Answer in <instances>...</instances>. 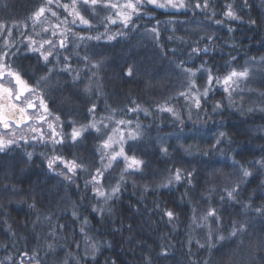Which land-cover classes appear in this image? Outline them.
<instances>
[{
  "label": "trees",
  "instance_id": "16d2710c",
  "mask_svg": "<svg viewBox=\"0 0 264 264\" xmlns=\"http://www.w3.org/2000/svg\"><path fill=\"white\" fill-rule=\"evenodd\" d=\"M60 2L71 5L72 0ZM105 2L109 0H98L95 10L88 6L86 13L83 0H77V10L92 23L88 28L79 21L70 23L73 17L55 0L47 7L58 17L46 11L38 21L33 14L46 0H0L4 25L0 51L9 52L6 62L35 87V102L43 97L53 114L51 122L58 131L62 123L65 136V143L55 146L56 153L52 144L39 139L21 140L0 151V264H264V215L256 211L264 209V167L256 163L264 161V97L260 96L264 92V0H209L207 10L194 9L196 0H185L187 8L178 11L145 5L141 15L133 14L129 28L118 21V8L103 7ZM228 5L238 19L224 16ZM106 16L117 24L108 23ZM217 19L222 23H215ZM65 20L69 23H61ZM153 29L159 32L158 39ZM61 32L68 36V47L54 49L56 58L50 57V64L26 47L28 36L39 47L46 38L58 41ZM101 33L116 39H78ZM193 48L209 51L197 55ZM93 52L102 55L92 56ZM85 55L88 61L83 60ZM181 60L196 67L206 61L221 77L226 68L247 67L250 78L238 82L234 102L222 84L215 85L199 111L178 97L179 91L188 90L185 74L175 67ZM98 62L102 66L93 69L91 65ZM66 63L71 69L62 71ZM129 67L131 76L126 75ZM197 84L202 92L205 80L198 79ZM216 102L222 107L213 111ZM94 104L95 113H89ZM162 105L173 107L175 115L160 111ZM137 106L149 114L128 111ZM121 119L132 123L117 124ZM92 120L101 132L84 133L73 143L69 122L80 127ZM137 123L142 135L128 140L125 152L143 165L129 175L131 170L124 171L121 159L119 166L104 172L107 182L101 183L106 194L112 185L121 184L120 192L105 204L102 198H94L93 185L87 183L90 173L103 168L100 151L107 152L93 137L111 135L112 129L128 135ZM221 132L224 143L217 152L210 141ZM44 133L50 135L48 129ZM128 145L133 146L131 151ZM208 152L211 155H204ZM27 153H32L30 160ZM54 154L77 161L85 170L68 173L71 180L65 179L59 173L67 169L60 162L54 170L48 168L47 159ZM241 166L251 176L243 178ZM175 169L181 170V181L163 187ZM237 184L238 195L229 199L227 191ZM210 210L218 219L207 216ZM169 211L172 219L166 215ZM239 225L245 230L231 236ZM221 235L225 239L220 240ZM93 243L98 249L95 259Z\"/></svg>",
  "mask_w": 264,
  "mask_h": 264
},
{
  "label": "snow or ice",
  "instance_id": "6c2138e0",
  "mask_svg": "<svg viewBox=\"0 0 264 264\" xmlns=\"http://www.w3.org/2000/svg\"><path fill=\"white\" fill-rule=\"evenodd\" d=\"M54 0H46V4L44 6H41L38 8V10L33 14V20L38 21L41 16L44 15L46 11L51 12V15L54 17H58V13L56 11H53L51 8L47 7V5L53 4ZM246 2V0H245ZM55 3L57 7H62L65 12H68V15L72 16L73 19L70 21L72 24H76L77 21L83 26H86L88 28L92 27V23L89 19H86L84 15H81V12L77 10V0H72L71 5L68 3L61 4L60 0H55ZM98 4V0H83L84 11L87 13L89 11L88 6H92V10H95V6ZM150 5L155 8L160 9H167L171 8L174 10H181L186 9L187 5L185 4V0H163V2H160V0H126V2L123 5H118L116 3H107L105 2L103 4V7L117 9L120 8V11L116 12V15L120 17V23L123 25L124 28H129V25L133 23V14L139 16L141 15L144 6ZM209 0H196L195 4L193 5L194 9H200V10H207L210 7ZM122 9H128L129 11L124 12ZM213 16L215 13L212 14ZM224 16L231 19H238V17L235 15L234 11L232 10V6L228 5L226 11L224 12ZM105 19L110 24H117V20L112 17H105ZM61 23H69L68 21H61ZM215 23L220 24L222 23L221 20L217 19L215 20ZM251 23H255V21H251ZM4 25L0 24V28H3ZM105 29H107L108 25L104 24ZM47 31V29H45ZM66 31H71V29H67ZM156 38H159V32L156 29L152 30ZM11 35V32L8 33ZM123 34V33H121ZM53 36H56L57 33L54 31L52 33ZM60 39L58 41H53L51 38H46L43 43L39 45V47H36V41L32 40L31 36L27 37V43L26 47L28 50L39 53V58L43 60L45 65L52 63V60H50V57L56 58L54 56V49H66L68 47V36L65 32L59 33ZM107 39L108 41H112L116 39L115 35H107L105 36V33H101L95 36L89 35V36H79L78 39L80 41L84 40H96L100 41L102 39ZM170 39L172 37H169ZM201 39H203L201 37ZM211 39V37H209ZM197 43H199V40H197ZM48 44L51 45L50 48L45 49L44 45ZM79 46V45H76ZM173 52L176 50L173 49ZM192 51L196 53L197 55L200 54L201 51L204 53H207L209 51L208 48H193ZM102 55L101 53H92V56ZM9 56V52L7 51H0V127H2L6 132L12 128L13 125L17 129H19L22 125L27 124L28 121L32 120L33 117H35V123L36 124H48V129L50 132V135L46 136L44 133V130L42 127H35L31 126V131L33 133H36L39 141L44 144H52L53 148L51 151L53 153H56L57 149L55 146L60 145L62 146L65 143V136L62 132L63 124L61 123L60 129L57 130V127L49 121V117L52 116V112L49 111L48 106L44 103L43 97H40V103L39 105L36 104L35 101L29 99L28 94H35L36 89L33 85L29 84L27 80L23 78L21 73L18 70H13L11 65L6 62V57ZM90 57L88 55H85L83 57L84 61H88ZM233 61L235 60V57L231 58ZM64 60L67 62L69 60L68 56L64 57ZM102 66L101 62L94 63L91 65L93 69H98ZM261 66H264V57L261 58ZM176 69L179 70L181 73H184L186 76V88L187 91L181 90L178 92V97H182L186 104L190 101L191 105H193L197 110L202 111V100L206 101L209 98V94L211 89L215 85H223L224 86V92L228 93L229 98L234 102V97H232V94L236 92L237 88H239V81L247 82L250 78L249 70L247 67H245L241 71H237L234 67L226 68L225 75L221 77L218 74H214L213 70L207 66L206 61H202L201 65L199 67H196L195 65L187 66L183 60L179 61L175 65ZM71 69V64L66 63L65 68L62 69V71H69ZM48 72H51V69L46 68L45 69ZM199 73V76H198ZM133 74V70L131 67L126 72V75L131 76ZM41 79H47L46 77H41ZM75 80L79 79V73H76V76L74 77ZM198 79L205 80V85L203 87V91H200V88L197 84ZM262 86H264V82H262ZM89 86H86L85 91H89ZM195 90V92H193ZM261 97H264V92L260 93ZM167 104V102H165ZM222 107L221 102H216L213 111H216ZM31 110V112H30ZM160 111H165L172 113L175 115V110L173 107L169 106H159ZM252 108H249L248 111H252ZM264 111V108L261 109ZM89 113H95L96 111V105L94 104L92 108H90ZM130 112H138V111H144L145 115H148V111L145 109H141L138 106L134 107L132 109H129ZM109 120H111V116L108 117ZM56 121H60L59 116H55ZM72 126V131L69 134V138L73 143H75L78 138L82 137L84 133H89L91 135V132L94 130L97 133L101 132V129L98 127L95 120H92L91 123L86 125H81L80 127L75 126V122H69ZM117 124L120 125H126L131 124V119L125 120L121 119L116 121ZM105 128H107V125H105ZM113 132H116L117 129H112ZM12 138L8 139L5 136V133H0V151H4L6 148H9L13 145L17 144L16 140V132L11 131L9 133ZM104 135H107V133H104L103 135L99 137H93L94 139L99 138L101 140L100 149H108L112 145L113 137L111 135H107V139H104ZM142 135V132L140 130V124L137 123L136 129L134 131H129L127 138L121 136L119 140V148L118 150L113 149L111 152H104L100 151V161L103 164V168L97 167L95 170V174L91 175V180L87 183H91L93 185V192H94V198H102L103 203H107L109 200H111L117 193L121 190V184L116 183L111 186V192L109 194H106L105 191L102 190L103 184L101 181L107 182V178L104 176V172L108 169H111L114 164L116 166H119L120 159L123 160L125 168L124 171L128 172L130 169L131 172H129V175L135 174L136 171L140 170L141 166L143 165V161L137 159L135 156H129L125 152V144L128 140L134 141L138 137ZM224 137L225 133L221 132L219 133V137L216 138L214 141H210V144L212 146V149L219 152L221 151V148L218 147L224 143ZM34 139L36 137H33ZM20 139L24 142H28V138L21 135ZM132 145H128L129 151L132 149ZM99 150V149H98ZM165 153L167 152V149H162ZM204 155H211L210 152L204 153ZM28 159L30 160L32 158V153H27ZM107 159V163L104 164L103 161ZM56 162H60L64 165V167L67 169V173L61 172L60 175H63L65 179L71 180V176L68 175V173H71L72 175L76 174V170L80 169L81 171L85 170L84 166L79 164L77 161L72 160L68 161L65 160V158L62 155L54 154L50 158L47 159V165L50 170H54V165ZM258 163L261 167H264V161H258ZM241 171L243 174V178H247L251 176V172H249L247 169L243 168L241 166ZM121 180L124 179V176L121 175ZM182 179L181 176V170L175 169L174 176H169L166 178L165 182L162 183L163 187H168L171 185L174 181L180 182ZM187 182L191 184V173L187 174ZM239 193V185L237 184L234 186L230 191H227V196L229 199H235L236 195ZM223 199V197H222ZM93 211L100 212L103 214L104 209L103 208H93ZM257 212L264 215V209L257 208ZM75 212L73 213V216L75 217ZM166 215L172 219L174 214L173 212L169 211L166 212ZM207 216H211L214 218H217V214L215 210H210L207 213ZM207 216L204 217V219H207ZM218 219V218H217ZM216 222V219L213 221ZM245 228L243 225L234 226L231 236H236L238 232L244 231ZM84 229H81V232H83ZM220 240L225 239L224 236L218 237ZM79 247V245H77ZM93 252H92V259H95V253L98 251L96 244L91 245ZM200 247H204V245H200Z\"/></svg>",
  "mask_w": 264,
  "mask_h": 264
},
{
  "label": "rangeland",
  "instance_id": "374dc122",
  "mask_svg": "<svg viewBox=\"0 0 264 264\" xmlns=\"http://www.w3.org/2000/svg\"><path fill=\"white\" fill-rule=\"evenodd\" d=\"M125 2H126V0H109V3H116V4H118V5H123ZM120 10H121V9L118 8V11H120ZM122 11L127 12V11H129V10H128V9H122ZM119 20H120V18H118V21H119ZM118 21H117V22H118ZM54 23H58V22H54ZM51 24H52V23H51ZM28 95H29V99H31V100L34 101L33 96H36V94H28ZM39 103H40V101H38V102L36 101V104H37V105H39ZM44 103L47 105V103H46L45 101H44ZM47 106H48V105H47ZM30 112H31V110H30ZM48 119H49V121L51 122V121H52V116H50ZM52 123H53V122H52ZM31 126L42 127L44 131H45L46 129H48V127H47L48 124H47V123L42 124V125H40V124H36V123H35V117H33L32 120L28 121L27 124L22 125L19 129H17V128L15 127V125H13L12 128H11L10 130H8V132H6L2 127H0V133H5L6 138L11 139L12 136H11L9 133H10L11 131H15V132H16V137H15V138H16L17 142H20V141H21V139H20V136H21V135L27 137L28 140L34 139L33 137H36L34 140H38L39 138H38L37 134H36V133H33V132L31 131ZM48 130H49V129H48ZM33 134H34V136H33ZM111 136L113 137L112 145H111L110 148L107 149V152H111V151H113V149L118 150V148H119V140H120V137H121V136L127 138V137H126L127 135H125L124 133H122V131L119 130V129H118L116 132H113V131H112ZM126 143H127V142H126ZM125 145H126V144H125ZM120 160H121V159H120Z\"/></svg>",
  "mask_w": 264,
  "mask_h": 264
}]
</instances>
